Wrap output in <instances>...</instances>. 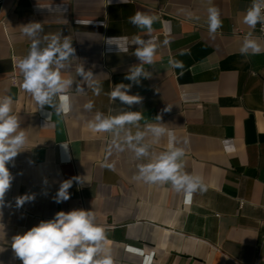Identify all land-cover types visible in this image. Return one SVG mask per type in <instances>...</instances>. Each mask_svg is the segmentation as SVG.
I'll use <instances>...</instances> for the list:
<instances>
[{"label":"crops","instance_id":"obj_1","mask_svg":"<svg viewBox=\"0 0 264 264\" xmlns=\"http://www.w3.org/2000/svg\"><path fill=\"white\" fill-rule=\"evenodd\" d=\"M251 3L0 0V97H13V113L28 135L26 150L7 165L14 179L0 209V264H22L11 247L15 235L73 209L94 211L106 230L104 247L114 264H264V52L245 57L239 51L249 32L264 46L255 29L243 23ZM212 6L219 8L222 21L215 35L207 25ZM137 12L159 17L152 33L129 22ZM32 22L43 26L41 47L44 36L62 33L76 50L63 72L73 80L67 93L70 110L59 117L52 112L47 122L21 88L22 75L15 66L31 44L22 26ZM137 35L156 37L161 46L154 64L144 65L151 78L131 88L130 94H139L142 102L129 108L110 101L107 93L117 83H131L124 77L139 63L136 46L118 54L108 51L105 41L123 36L130 42ZM182 49L190 54L180 56ZM169 58L183 61V75L169 66ZM79 65L102 83L99 96L76 74ZM78 86L84 93L76 91ZM88 101L94 103L91 111L83 107ZM167 107L171 109L165 111ZM97 111L142 112L139 125L128 126L132 134L160 116L175 133L177 146L185 149L184 170L201 177L205 190L186 202L185 194L170 183L134 180L147 158L138 161L130 150L117 151L111 133L91 130L88 122ZM166 144L165 136L153 151ZM77 176L81 182H73L70 199L56 203L60 183ZM24 194H35V199L18 208L15 198Z\"/></svg>","mask_w":264,"mask_h":264},{"label":"clouds","instance_id":"obj_2","mask_svg":"<svg viewBox=\"0 0 264 264\" xmlns=\"http://www.w3.org/2000/svg\"><path fill=\"white\" fill-rule=\"evenodd\" d=\"M207 13L208 31L211 35H215L222 27L220 10L212 6L207 9ZM191 18L197 21L200 19L198 16ZM158 20V16L141 12L129 17L132 25L149 34L153 32V25ZM243 23L253 30L259 24L261 31H264V0H252L243 17ZM43 31V26L39 22L22 26V33L30 38L31 44L27 55L23 56L15 66L22 75L21 88L31 95L39 111L47 117V122L52 112L59 117L70 110V96L67 93L72 87L73 80L71 77H65L63 72L76 58V50L72 46V41L62 33L44 36L46 45L41 47L38 35ZM105 43L108 51H116L118 54L128 53L129 45L136 46L133 54L139 63L131 67L124 77L131 83H117L107 95L110 101L119 100L129 108L140 104L143 98L139 94H130L131 88L133 85H139L142 78H151L144 65L154 64L157 50L161 46L160 42L156 37L144 39L137 35L130 42L127 37L118 36L108 38ZM169 44L168 39L163 41V45ZM239 51L245 57L258 55L264 52V46L253 38L252 32H249L245 35ZM178 54L189 55L190 51L182 49ZM168 64L172 69H181L180 75L184 74L183 61L169 58ZM76 74L83 79L94 95L101 94L102 83L95 78L92 71H86L83 65H79ZM76 91L84 93V89L79 86ZM13 104L14 99L11 95L0 97V209L5 206V195L14 179L7 165L26 150L25 145L28 142V135L22 129L19 117L13 113ZM46 106L52 111L44 112ZM83 107L91 111L94 103L88 101ZM170 109L167 107L165 111ZM142 119L143 114L140 111H123L116 115H104L97 111L94 118L88 122V127L94 132L111 133L112 145L117 151L130 150L138 161L147 158L146 163L138 165L134 180L149 185L170 183L177 193L183 192L188 200H191L198 190L204 191L202 178L184 170L185 149L177 146L175 133L161 122L160 116L155 117L156 123L146 124V130L131 133L128 126H138ZM122 132L123 138H121ZM148 136L151 137L150 140H146ZM165 136L167 144L164 150L153 151V145L159 144ZM61 146L67 151L68 146L63 144ZM225 146L231 150L227 141ZM105 167L111 169L114 166L105 164ZM74 181L80 183L81 179L77 176L60 183L53 198L56 203L70 199L69 189ZM34 199L35 194L18 196L15 198L16 206L22 207L26 202ZM106 241V230L96 222L93 210L73 209L67 212L58 211L52 219L42 220L25 233L15 235L11 247L22 264H114L111 254L105 250Z\"/></svg>","mask_w":264,"mask_h":264},{"label":"built area","instance_id":"obj_3","mask_svg":"<svg viewBox=\"0 0 264 264\" xmlns=\"http://www.w3.org/2000/svg\"><path fill=\"white\" fill-rule=\"evenodd\" d=\"M255 32L258 38H260L261 40H264V31H261V26L259 24L256 26ZM188 201L189 200L186 198V202Z\"/></svg>","mask_w":264,"mask_h":264}]
</instances>
